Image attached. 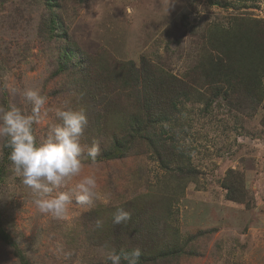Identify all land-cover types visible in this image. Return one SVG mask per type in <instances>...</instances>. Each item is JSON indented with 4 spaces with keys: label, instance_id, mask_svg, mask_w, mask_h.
Returning a JSON list of instances; mask_svg holds the SVG:
<instances>
[{
    "label": "rangeland",
    "instance_id": "1",
    "mask_svg": "<svg viewBox=\"0 0 264 264\" xmlns=\"http://www.w3.org/2000/svg\"><path fill=\"white\" fill-rule=\"evenodd\" d=\"M211 1L58 0L55 12L66 31L57 39L45 0H0V107L30 111L22 93L38 89L46 108L65 102L82 108L88 124L81 143L100 145L95 162L86 157L80 176L69 182L95 175L93 202L73 201L65 218L53 219L36 208L0 139V227L7 234L0 237V264H110L109 250L132 244H145L143 264H264V97L259 103L223 95L209 104L196 95L185 101L167 136L192 169L167 170L136 138L129 155L103 158L123 116L136 107L110 85L103 101L92 96L98 92L92 77L145 60L182 77L202 52L209 24L229 26L239 16L264 22V0ZM64 41L89 60L83 70L89 75L59 71ZM91 68L96 74L87 73ZM57 122L48 112L34 126L37 138ZM227 187L242 199H228ZM117 205L140 218L114 223ZM165 250L168 256L158 255Z\"/></svg>",
    "mask_w": 264,
    "mask_h": 264
},
{
    "label": "trees",
    "instance_id": "2",
    "mask_svg": "<svg viewBox=\"0 0 264 264\" xmlns=\"http://www.w3.org/2000/svg\"><path fill=\"white\" fill-rule=\"evenodd\" d=\"M45 1L51 14L50 32L57 39L60 36L64 37L66 31L64 23L57 18L55 12L56 8L60 7L58 0ZM202 34L204 38L202 52L198 53L197 61L182 74V77L146 60L145 65L142 62L138 68L129 67L130 63H123L119 67L107 68L102 72L99 70L100 73L92 77L98 91H92V96H99L103 101L108 95L104 93V87L110 85L117 92L127 93L136 107L134 111L123 116L119 128L113 133L110 145L103 153V158H121L129 155L134 146L131 139L136 138L138 142L153 150L154 156L167 170L183 172L185 168L192 169L189 157L183 154L180 148H175L174 141L167 136L170 125L178 122L176 115L185 101L192 100L194 95L208 104L219 95L229 100L235 96H242L256 103L263 99L264 22L239 16L234 17L229 26L209 24ZM58 59L59 71L80 70L81 75H89L83 71L89 66V60L70 42H61ZM94 70L95 68H91L87 73ZM200 87H205L211 96L198 92ZM108 101L109 104H113L110 99ZM100 103L104 105V102ZM106 105L108 104L104 107ZM165 121L167 127L163 125ZM6 154H9L8 148ZM171 164L173 168L170 167ZM226 197L231 200L242 199V196L236 195L234 189L230 187H227ZM131 215L133 219L140 218L139 212ZM0 237L7 238L2 227ZM134 247L136 246L132 244L116 250L131 251ZM139 248L141 249L139 264H143L145 244ZM169 254L168 250H165L158 255Z\"/></svg>",
    "mask_w": 264,
    "mask_h": 264
},
{
    "label": "clouds",
    "instance_id": "3",
    "mask_svg": "<svg viewBox=\"0 0 264 264\" xmlns=\"http://www.w3.org/2000/svg\"><path fill=\"white\" fill-rule=\"evenodd\" d=\"M22 96L31 105L30 111L16 105L0 107V139L9 149L12 171L30 190L38 211L53 219H63L73 201L81 205L93 202L97 186L95 175L84 176L72 187L69 182L80 176L86 157L95 162L100 145L96 141L90 146L81 143L88 124L82 108L71 107L68 102L55 109L46 108L47 97L34 88L25 89ZM50 111L58 122L50 125L47 134L38 139L34 126ZM115 207L114 223L131 218L130 211L119 205ZM102 223L97 219L95 228H101ZM140 256L139 247L131 251L112 248L106 260L110 264H139Z\"/></svg>",
    "mask_w": 264,
    "mask_h": 264
},
{
    "label": "water",
    "instance_id": "4",
    "mask_svg": "<svg viewBox=\"0 0 264 264\" xmlns=\"http://www.w3.org/2000/svg\"><path fill=\"white\" fill-rule=\"evenodd\" d=\"M207 1H208V3H209V4H211V3H212V1H211V0H207Z\"/></svg>",
    "mask_w": 264,
    "mask_h": 264
}]
</instances>
